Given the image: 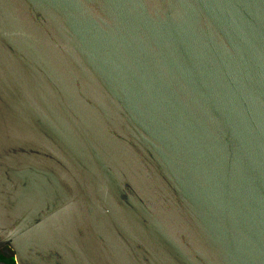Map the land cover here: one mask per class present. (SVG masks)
Masks as SVG:
<instances>
[{
    "label": "water",
    "instance_id": "obj_1",
    "mask_svg": "<svg viewBox=\"0 0 264 264\" xmlns=\"http://www.w3.org/2000/svg\"><path fill=\"white\" fill-rule=\"evenodd\" d=\"M6 244L264 264V0H0Z\"/></svg>",
    "mask_w": 264,
    "mask_h": 264
},
{
    "label": "flooded vegetation",
    "instance_id": "obj_2",
    "mask_svg": "<svg viewBox=\"0 0 264 264\" xmlns=\"http://www.w3.org/2000/svg\"><path fill=\"white\" fill-rule=\"evenodd\" d=\"M0 264H18L15 252L9 244L0 247Z\"/></svg>",
    "mask_w": 264,
    "mask_h": 264
}]
</instances>
